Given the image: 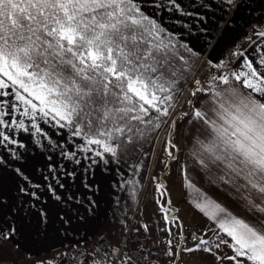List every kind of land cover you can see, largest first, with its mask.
Here are the masks:
<instances>
[{"label": "snow or ice", "instance_id": "obj_1", "mask_svg": "<svg viewBox=\"0 0 264 264\" xmlns=\"http://www.w3.org/2000/svg\"><path fill=\"white\" fill-rule=\"evenodd\" d=\"M147 7L155 12H146ZM255 11L256 0H204L191 12L182 0H0V149L6 153H0V212L23 211L5 199L2 174L9 169L25 182L16 190L39 199L40 186L33 185L37 191L27 187L26 160L18 151L27 145L18 139L20 133L37 146L47 142L59 148L60 157L77 165L80 153L91 162L87 172L91 165H107L135 151L163 126L173 129L179 119L191 117L189 123L197 121L207 136L197 141L196 162L225 195H209L184 174V187L195 192L193 207L210 223L184 237L180 210L166 199L160 205L163 231H177L175 242L166 241L163 255L169 264H205L208 256L213 264H264V22L257 18L256 25L250 24L251 33L243 37L247 48L229 39L241 14ZM163 12L193 18L201 35L191 43L181 41L157 18ZM197 66L208 75L192 80L184 101L188 110L177 112L183 107L178 101L183 84ZM202 95L207 103H198ZM42 125L60 130L65 143ZM167 135L164 151L177 161L179 146L171 131ZM46 159L51 175L63 168L51 163V155ZM65 174L75 176V170ZM154 180L164 196V182ZM138 183L122 181V186H132L134 200ZM64 186L48 184L47 190L59 201L57 188ZM95 204L90 200L87 211ZM113 204L119 205V198ZM38 216L45 223L48 212L42 208ZM80 219L88 223L86 217ZM141 227L150 231L148 224ZM132 231L138 236L140 229ZM16 232L12 224L0 228V264H15L11 253L20 247ZM99 243L89 248L77 242L58 254L60 264H149L142 244L124 241L109 253ZM223 248L231 255H223Z\"/></svg>", "mask_w": 264, "mask_h": 264}, {"label": "crops", "instance_id": "obj_2", "mask_svg": "<svg viewBox=\"0 0 264 264\" xmlns=\"http://www.w3.org/2000/svg\"><path fill=\"white\" fill-rule=\"evenodd\" d=\"M203 2L204 0H182L186 10L190 12L199 8ZM145 11L151 14L155 12V9L147 7ZM262 14H264V3L256 0V11L251 14L247 12L241 14L229 39L235 41L239 39L238 43L246 48L249 47L242 36L250 24L258 22L257 18L264 21ZM219 15L220 13L217 12V16ZM157 18L170 31L176 33L181 41L191 43L201 35L198 30L199 25L191 17H180L179 14L163 12L159 13ZM207 75V69L197 66V70L189 77L188 83L181 82L183 90L178 96V101L183 107H178L177 112L188 110L184 101L189 98L192 80H204ZM201 101L207 103L208 97L202 95L198 103ZM191 119V117L179 119L177 127L173 129H168L167 125L163 126L158 132L150 134L146 140L140 141L135 151L127 155L122 153L119 160H110L107 165L103 163L91 165L90 171L87 172L84 169L89 167L91 162L83 159L80 153L78 156L81 158V164L77 165L60 157L59 148L48 147L47 142L43 147L37 146L27 134H18V139L27 145L26 148L18 149L26 160L23 167L30 179L27 187L32 191H37L33 185L40 187L37 191L39 199L30 200L27 195L16 190L17 184L25 183L20 177L11 173L10 169L6 174H2L5 199L9 207L23 208L20 214H7V208L0 212V228H7L9 224L17 228L14 241L20 247L19 250L13 249L11 253L15 264H35L40 261H51L52 264H57L61 257L59 253L76 245L77 242H88L95 238L105 239L111 246L129 240L142 244L144 247L157 246L161 250L159 264L165 261L168 264V257L163 255V249L168 239H173L175 242L177 229L173 228L172 235L163 231L165 220L160 211V205L166 199L170 197L172 204L180 210L179 215L184 219V237H187L190 231L199 233L201 225L210 223L193 207L195 192L184 187V174L191 178L197 188L209 195L219 196L221 199L225 195L224 188L209 183L210 176L196 162L197 157L194 152L198 148L197 141H205L207 136L206 130L197 121L193 120L189 123ZM42 127L52 135L54 140L65 143V137L61 135L60 130L53 129L50 125H42ZM169 131L172 133L170 138L178 144L180 149L177 161L169 160L164 151ZM68 145H71L70 141ZM0 153L6 155L2 149ZM49 155L52 157L53 165L63 166L62 169L56 168L55 175H51L46 167L48 163L46 158ZM13 166L20 165L14 163ZM73 170H75V176L65 174ZM57 175L59 180L56 178ZM45 177H48L47 181ZM154 178L164 182L167 188L164 196L161 195L160 190H157V180ZM123 180L139 182L136 185L135 200L130 196L132 186H122ZM58 182H62L65 186L57 188L61 200L56 201L47 190V185L55 186ZM85 184H90L92 187H85ZM117 198H119V205H114L113 201ZM90 200L96 201L92 212L87 211ZM234 207L237 212H242L241 207L235 205ZM42 208L48 212L45 223H41L38 216ZM81 217H86L88 223H84ZM158 222L163 223L159 225ZM125 223L129 225L128 228L124 227ZM142 224H148L150 231L145 232L141 227ZM132 229H140L139 235L133 233ZM221 252L223 255H231L230 249L227 248H223ZM205 264H213V258L208 256ZM217 264H231V262L223 261Z\"/></svg>", "mask_w": 264, "mask_h": 264}, {"label": "built area", "instance_id": "obj_3", "mask_svg": "<svg viewBox=\"0 0 264 264\" xmlns=\"http://www.w3.org/2000/svg\"><path fill=\"white\" fill-rule=\"evenodd\" d=\"M98 241H100V243L98 244V247L101 250L108 251L109 253H111L112 248L115 247V246H111L107 240L102 239V238H95L92 241L81 242L80 244L87 245L89 248H92L93 246H97ZM121 244L122 242L116 246H120ZM67 250H65L64 252H66ZM144 251L149 254L148 255L149 264H159V260L161 259V250L159 249V247L154 246V245L146 246L144 247ZM112 259L113 261H115L117 257L113 256ZM61 260H62V257L59 258V260L57 261V264H60Z\"/></svg>", "mask_w": 264, "mask_h": 264}, {"label": "rangeland", "instance_id": "obj_4", "mask_svg": "<svg viewBox=\"0 0 264 264\" xmlns=\"http://www.w3.org/2000/svg\"><path fill=\"white\" fill-rule=\"evenodd\" d=\"M260 22H264V21H260ZM257 23H258V22L254 23L253 25H256ZM246 32L249 33V34L251 33V28H250V26H249V28L245 31V33H246ZM242 37H244V36H242ZM242 37H241V39H242ZM241 39H240V40H241ZM238 40H239V39H238ZM238 40H237V41H238ZM142 195H143V193H142ZM136 218H137V217H136ZM136 220H137V219H136ZM162 223H163V222H160V223L158 222L159 225H162ZM169 225H170V222H169ZM170 226H171V225H170ZM164 227H165V222H164ZM53 263H54V262H53ZM35 264H39V263L36 262ZM163 264H166V261H165V263L163 262ZM168 264H169V260H168Z\"/></svg>", "mask_w": 264, "mask_h": 264}]
</instances>
